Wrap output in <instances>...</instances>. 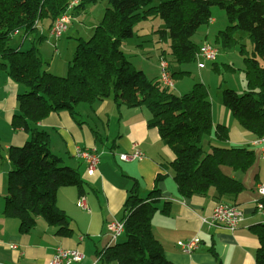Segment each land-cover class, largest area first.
<instances>
[{
  "label": "trees",
  "instance_id": "obj_1",
  "mask_svg": "<svg viewBox=\"0 0 264 264\" xmlns=\"http://www.w3.org/2000/svg\"><path fill=\"white\" fill-rule=\"evenodd\" d=\"M94 1L0 0V65L22 88L16 94L11 125L30 133L22 145L7 150L11 169L4 196L5 216L17 218L22 232H28L41 217L56 226L59 235L70 234V218L57 206L56 195L60 187L82 190L83 180L76 169L61 165V159L49 149L48 133L33 125L61 110L79 121V103L93 105L109 97L117 106L145 107L150 112L148 126L156 128L173 154L170 165L179 195H207L212 189L218 203L233 204L220 200L245 188L233 173L244 174L253 166L255 151L246 146H225L228 131L222 124H213L205 84L196 82L188 92L175 94L173 89L160 85L157 78H148L135 68L121 45L134 36L136 24L158 17L162 26L154 32L158 40L166 39L161 54L169 62L172 75L188 73L176 67L194 63L201 44L192 36L200 26L209 24L211 5L223 8L228 24L216 33L215 42L220 46L213 45L232 48L240 43L237 33L243 31L253 49L250 56L243 57L244 89H222V103L245 132L258 138L264 135V0H107L108 6L90 37L76 39L64 75L43 69L36 46L43 35L26 49L9 44L16 32L33 34L39 29L38 23L52 24L69 8L70 13L73 9L82 11ZM240 46L242 53L244 48ZM163 177L156 175L144 197L138 195L137 183L128 191L120 218L124 221L122 240L97 253L104 264H173L166 259L151 228L153 214L159 209V182ZM259 200L264 206V196ZM161 211L166 213V208ZM251 229L257 239L256 263L264 264V222Z\"/></svg>",
  "mask_w": 264,
  "mask_h": 264
},
{
  "label": "crops",
  "instance_id": "obj_2",
  "mask_svg": "<svg viewBox=\"0 0 264 264\" xmlns=\"http://www.w3.org/2000/svg\"><path fill=\"white\" fill-rule=\"evenodd\" d=\"M86 10L94 12L96 9L85 8L80 11L75 17L79 24L78 30L75 28L67 33L68 26L59 38H55L50 34L52 24L43 21L38 23L39 29L33 34L23 35L20 31L15 33L13 37L19 35V39L14 47L26 49L24 46L29 47L38 35H43L44 39L37 45L40 56L46 59L43 60V69L56 75L66 74L68 62L76 48V39H87L84 36L91 35L100 21V14L93 17V20L90 19L91 21L87 19ZM68 15L67 24L70 23V18L74 19L72 13L69 12ZM212 19L211 24H214L216 19ZM144 22L147 21L143 20L135 25L134 36L131 38L151 31L153 25ZM155 22L158 28L162 26L159 20ZM199 28L195 33L197 34L195 42L199 45L204 42L210 43V28L206 27L204 30L202 27ZM161 42L162 44H159L154 40L152 48L158 59L162 56L161 51L166 46V39L163 37ZM130 44L131 47L126 46L129 52L135 53L143 49L141 47L143 45L137 40L133 39ZM121 49L126 53L123 45ZM217 57L215 61H206L201 69H197L194 63L200 81L205 84L207 79L209 83L207 89L213 124L226 126L228 136L224 141L225 146H246L255 151L253 166L244 174L237 171L233 173L237 180L243 182L245 188L234 196L220 200L236 204L243 211V219L233 231L209 226L204 221L218 203L212 196V189L207 195L198 194L190 197L179 195L170 165L173 154L161 140L156 128L148 126L150 112L145 107L117 106L111 97L93 105L79 103L76 106L79 121L67 111L61 110L50 113L43 121L33 125L48 133L49 149L61 159L62 165L79 172L83 188L80 190L75 186H66L60 187L57 191L56 204L70 217L69 227L72 230L69 235H59L56 233L57 227L47 224L41 217L37 218L35 226L28 232L20 231L19 220L3 213L7 175L11 169L7 150L10 146L22 145L30 138V133L11 125V118L16 112L18 86L0 65V264H47L56 246L77 248L83 253L80 261L71 264H104L97 253L113 243L106 230V223L121 218L124 213L123 204L134 183H137L138 195L144 197L152 189L154 179L159 173L164 177L159 182L161 192L159 209L153 214L151 228L169 262L257 264L255 260L257 239L251 226L264 222V216L255 207V200L258 198L257 185L264 182V163L260 158L258 146L253 142L255 138L240 127L228 108L223 105L221 93L212 91L213 75H216V83L220 85L221 74L224 75L227 71L241 72L242 68L219 63ZM142 60L137 69L142 70L148 78L158 79V62L155 63L156 72L150 76L146 72L147 62ZM181 66H177L176 69H181ZM240 80L243 84L242 91L245 84L244 75ZM191 87L186 91L178 90L176 94L188 92ZM19 91L22 92L21 87ZM81 113L84 118L81 117ZM213 139L211 137V140ZM83 148H94L99 154L97 171L92 176L86 174V163L76 155L77 150ZM134 148L141 151L140 158L130 160L120 158L121 153H131ZM81 197L84 198L85 208L77 205V200ZM163 207L166 208V213L161 211ZM193 236L200 239L198 248L191 253L181 251L177 241Z\"/></svg>",
  "mask_w": 264,
  "mask_h": 264
},
{
  "label": "built area",
  "instance_id": "obj_3",
  "mask_svg": "<svg viewBox=\"0 0 264 264\" xmlns=\"http://www.w3.org/2000/svg\"><path fill=\"white\" fill-rule=\"evenodd\" d=\"M69 21L68 12L59 15L52 22L50 28V34L55 38H59L67 28V22ZM208 22H213L210 17ZM219 49L208 42L202 43L194 54V62L198 69L204 67L206 61H215L218 55ZM158 81L160 85L166 88L174 87V80L170 70L169 62L160 57L158 60ZM254 144L258 146L260 158L264 163V135L256 138ZM76 155L86 163V174L92 176L96 173L99 164V154L92 148L78 149ZM142 153L139 149L134 148L131 153H121L120 158L122 160H130L133 158H140ZM258 198L255 200V207L264 216V206L259 200L264 196V182L257 185ZM77 205L85 208L84 198L81 197L77 200ZM243 219V211L233 204L219 202L213 208L211 214L204 218V221L209 226L223 227L233 231L239 225ZM106 230L111 237V241L115 242L123 233L124 221L120 219H112L106 223ZM83 237L81 236L80 239ZM200 239L198 236H193L185 240L177 241V245L181 251L185 253H191L198 248ZM83 258V253L77 248H64L62 246H56L52 256L47 264H71L73 262L80 261Z\"/></svg>",
  "mask_w": 264,
  "mask_h": 264
},
{
  "label": "rangeland",
  "instance_id": "obj_4",
  "mask_svg": "<svg viewBox=\"0 0 264 264\" xmlns=\"http://www.w3.org/2000/svg\"><path fill=\"white\" fill-rule=\"evenodd\" d=\"M74 3H75V1L71 2V4L69 6L73 5ZM106 6H108L107 0H95L94 2L89 3L87 5L86 9H96V10L94 12L93 11L90 12V11L86 10V12L88 11L86 13L87 19L93 20L92 18L95 17L96 15H99V14L101 16L100 17V19H101L102 16H103V11L106 8ZM210 9H211V16H212V18L216 19V22L214 24L209 23L207 26L202 25V26H200V28L202 27L203 30L206 27L210 28L211 32L209 34V42L211 44H215L216 46L219 47L220 43L219 42L216 43L215 40H214L215 39V35H216V33L218 31L225 29V27L228 24V22H227V18H226L225 11H224L223 8H220L218 5L214 4V5H211ZM70 10L71 9L69 8V10L67 12L69 13ZM78 14H80V11H73L72 12V15H73L74 19L70 18V23L67 24V27L69 26V29H68L67 33H69L72 29L74 30L75 28H76V30H78L79 24H78V22L75 19V17ZM159 19L160 18H158V17L146 19V21L149 24L153 25L151 31L149 33L145 34V35H143V33H141L139 37L127 38V39L124 40V43L122 44L123 47H124V50L126 52L125 53L126 56L130 60V62L135 66V68H139V66H140L139 62H142L143 61L142 59L146 60V62H147V64H146L147 71L146 72L150 76L154 72H156L157 67L155 65L157 64L156 62H158V60H159L158 57L155 55V52L152 50L153 45H154V40L156 41V43L162 44L161 40H158L157 33L153 32V31H155L158 28L155 21H158ZM90 21H88V22H90ZM159 21L161 22V20H159ZM147 22H144V23H147ZM136 29L137 28H135V30ZM237 34L240 36V43L236 44L233 48H231L229 50H228V48H220V51L218 52L219 54H218V57H217L218 59L217 60H218L219 63H222V62L223 63H228V64H232L233 66H235L237 68H243L244 69L245 62L243 60V57L251 55V51L253 49V45H252V43H251V41H250V39L248 37V34L246 32L240 31ZM196 35L197 34L192 36V39L194 41L196 39ZM82 36H84V35H82ZM89 36L90 35H88L86 37L84 36V38H88ZM18 39H19V35L15 36V37H12L11 41L9 42V44L11 46H14L15 42ZM133 39L137 40L139 42V44L143 45V46H141L143 49H141L140 51L137 50L135 53L127 51L126 46H130L131 47L132 45L130 43L133 42ZM240 44H242V47L244 48L243 49L244 51H242V53L239 51V47H241ZM37 45H38V43H37ZM141 47H137V48H141ZM24 48H29V47H25L24 46ZM162 57H164V56H162ZM194 63L192 62V63H189V64H182L181 69L183 71H187L188 73H183V74L175 73L174 76L172 75L174 77L173 78L174 87L172 88L173 89V93L176 94L178 92V90L186 91V90H188V88L190 86L193 85V83L201 82L200 81V77L198 75V71H197L198 68L196 69V66H195ZM213 77H214L213 78V85H212L214 87V90H212L213 92L221 93L222 89L229 88V87H231L232 89H235L236 92H241V88L243 86V84H242V82L240 80V78H243L242 71L241 72L240 71H236L234 73L227 71L226 73H224V75L221 74V76H219L220 77L219 78L220 85H217V83H216V75H213ZM204 83H205V86L208 87L209 83H208L207 79H205ZM180 86H182L181 89L179 88ZM218 86H221L220 89L217 88ZM19 89H20V87L18 86V91L17 92H20ZM92 116H93V114H92ZM81 117L84 118V115L82 113H81ZM91 119H93V117H91ZM205 137H206V135L203 138L207 139ZM4 157H5V155H4ZM61 165H62V163H61ZM77 209H80V208L77 207ZM117 240H122V238L120 237Z\"/></svg>",
  "mask_w": 264,
  "mask_h": 264
}]
</instances>
